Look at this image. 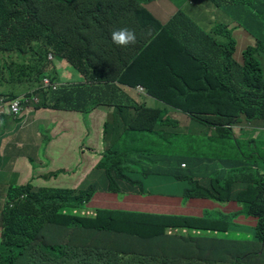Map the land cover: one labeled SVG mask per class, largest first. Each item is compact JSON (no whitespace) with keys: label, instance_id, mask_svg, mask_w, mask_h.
Wrapping results in <instances>:
<instances>
[{"label":"trees","instance_id":"obj_1","mask_svg":"<svg viewBox=\"0 0 264 264\" xmlns=\"http://www.w3.org/2000/svg\"><path fill=\"white\" fill-rule=\"evenodd\" d=\"M147 1L0 0V95L28 82L40 96L38 109L89 114L107 106L127 124L112 141L110 115L105 149L91 153L99 162L75 184L51 188L11 177L0 208V264H264V150H256L264 142L249 129L237 132L238 144L233 134L241 124L264 128V0L249 1L247 12L242 3L235 7L237 27L254 41L241 61L231 57L234 41L225 31L232 21L218 27L224 41L217 42L209 30L181 22V11L162 24ZM122 28L136 43H113ZM5 66L17 76L9 79ZM41 78L65 83L47 92ZM171 112L215 128L207 152L206 141L185 137ZM187 158L189 179L180 166ZM230 186L237 191L226 197ZM135 187L182 204L224 207L232 198L239 206L175 215L93 200L103 190L124 200ZM250 230L256 242L226 240Z\"/></svg>","mask_w":264,"mask_h":264},{"label":"rangeland","instance_id":"obj_2","mask_svg":"<svg viewBox=\"0 0 264 264\" xmlns=\"http://www.w3.org/2000/svg\"><path fill=\"white\" fill-rule=\"evenodd\" d=\"M178 5L180 9L184 10L180 16L181 22L194 24L201 31L209 30L212 33H215L218 27L223 26L224 22L230 23L235 12V8L231 0H180L178 1ZM219 7L224 8L219 9ZM238 36L244 42V45L241 47L245 49L246 47L251 46L252 43L249 40L247 34L241 29L238 30ZM239 57L240 55L238 54L237 58ZM47 60H52L56 64L55 59H50V55H48ZM0 63L4 64V62L1 61ZM262 64L264 66V62H262ZM3 68L9 79L17 76L18 74V71L15 67L9 68L8 66H5ZM78 79L83 81V78L81 77H78ZM151 105L155 106L156 103L152 101ZM96 110L100 111L101 113H111V111H113V114L116 115V120L114 122V127L108 130V134L110 135L112 141L120 139L127 124L122 119H120L122 116L118 112V109H108L107 106H104ZM2 111L3 110L1 108L0 113H2ZM7 114L9 115L8 111ZM178 114L183 125V116L180 115V113L171 112V115L174 116H177ZM128 115L132 117L134 115V111H129ZM38 118L39 124L37 126V135L38 133L40 136L42 134V144L40 147H37L36 142L33 140L31 154L35 157L40 168H38L36 171H30L28 175V171L23 163V160H20L27 152V147L25 146L27 141H24L23 145L18 148H7L4 161H6L9 165H12L15 160H20L14 162L15 164L13 168L19 172L21 177L19 178L17 171H14L12 172L13 181L18 179V184L24 183V181L25 183L32 181L33 183L36 182L39 185L50 186L51 188H64L66 184L74 183L79 177V174L82 171L88 169L91 163L94 162L93 164H95L96 162H99V158H97L95 161V157L91 155L90 149H93L92 153L101 155V151L105 149L104 138L97 141L87 142L82 149L80 146L82 140L79 139V141L76 142L75 139L71 137L70 143L63 153L61 152V147L60 144H58V140L64 137L67 132L75 128L79 123L90 121L92 127L96 128L102 122V116H97L96 113H94L92 116H89V114H76L74 112L67 113L64 111H40ZM53 124H55L54 127L51 126ZM41 125H44L45 127L42 128L40 127ZM248 127L255 130L253 133L254 139H264V130L260 121L249 124ZM241 128L242 126L239 125L234 126V130L236 132H238ZM54 137L58 139L54 140ZM2 155H4V153H2ZM68 155L70 156V159L67 160L65 156ZM55 172L57 173L55 177L45 178L46 176H50ZM10 179V171H2L0 176V208L3 205L2 201L4 192L6 189H9L11 183ZM95 198L108 201L116 200L115 194L109 192L97 193ZM140 203H147L151 205V196L148 195L143 197L140 200ZM188 205L189 201L185 203V210H187ZM150 212L162 213L163 210L159 207L151 205ZM253 236L254 230H250L249 232H241L237 237H229L227 239L250 240L253 238Z\"/></svg>","mask_w":264,"mask_h":264},{"label":"clouds","instance_id":"obj_3","mask_svg":"<svg viewBox=\"0 0 264 264\" xmlns=\"http://www.w3.org/2000/svg\"><path fill=\"white\" fill-rule=\"evenodd\" d=\"M178 1H180V0H178ZM249 1L255 2L256 0H234V2H233L235 4L234 8L237 5H240V3H242L246 12H247V9L249 8ZM180 11L182 12L184 10L180 9V7H179V9L175 15H177ZM234 14H236V11L234 12ZM171 19L169 20V22L171 21ZM232 19H233V22H231L230 25L226 24L227 28H225V31L229 34V37L234 41V51H233L231 57H234V59H239L241 61L242 53L244 52L245 49L243 47H241L244 45V42H243V40H241L239 38L238 30L241 29L243 32H245L247 34L248 37H250V36L245 30L237 27V20L236 19H234V18H232ZM169 22L162 23V24L167 25ZM223 24H225V23H223ZM217 31H218V29L215 32H217ZM207 34H210L214 38V40L217 42L224 41V38L221 35H217V34L212 33L210 31H208ZM237 38H239V39H237ZM112 41H113V43H115L118 46L128 47L129 45L136 43V36L132 31H130L126 28H122V29H118L112 33ZM252 45H254L253 40H252L251 46ZM239 46H240V48H239ZM238 54L240 55L239 58H237ZM50 59H54L52 57V55H50ZM49 61L51 63L53 62L52 60H49ZM55 62H57V61L55 60ZM82 78H83V76H82ZM45 80H48L47 85L44 82ZM39 83H40L41 89L48 92V91H57L61 86H63L61 83H65V82L62 80V82L60 83L58 81H53L52 78L51 79L41 78ZM20 87H23L24 89L18 90ZM137 89L139 90L140 93L145 91L144 88H142V87H138ZM40 100H41L40 96L34 92L33 85L31 83L24 82V83L18 84L16 88L11 87L7 92H5L4 95H0V109L2 108V110H3L2 113H0V118L8 117L11 120H13V122L15 124V130H16L17 135L25 134L27 132L28 133H34V132H36L37 126L39 124L38 114L40 113V111H46V112H57L58 111V110L38 109L37 105L40 103ZM107 108L109 109V107H107ZM95 110L96 109H93V111L91 113H93ZM7 111L9 112V115L7 114ZM64 112L70 113L72 111H64ZM74 113L82 114V113H78V112H74ZM91 113H89V116ZM36 114H37V117H35ZM111 114H113V111H111V113H108V117L105 119L104 123L101 125H98L96 128L92 127L90 121L89 122L87 121L84 123H79L75 128L70 130L71 133L68 134L65 141H60L61 147H64L66 149L70 143L71 137H73L76 142H78L79 139L82 140V142L80 143V145H82V143H83V147H81L82 149L84 148L86 143L89 142L90 140L91 141H97L98 137H100L101 139L104 138V136L106 135L105 134L106 122H108L110 120ZM180 115L183 116L182 122H183L184 132H186L185 137H193L194 139L199 138V140L206 141L205 143H206V152H207L208 148H209L208 141L214 135L215 128L206 127V126L201 125L199 123V120L195 119L190 114L182 112V114H180ZM51 126L54 127V125H51ZM241 126H242L241 131L245 130V129H249V131H250L249 133L251 135L250 137L252 139H254L253 133L255 132V130L253 128L245 126V124H241ZM263 130H264V128H263ZM96 134H98V135H96ZM233 134H234V139L236 140V142H237V140L239 141L240 133L237 134V132L234 130V128H233ZM2 139H3V135H0V142H2ZM254 140L258 141V142H264V139H254ZM21 141L24 142L25 139H22ZM39 143H40V145L42 144V138L39 141ZM237 144H238V142H237ZM256 150H264V145H262V144L258 145ZM90 151H93V149H90ZM102 151H104V149ZM197 157H199V156H197ZM180 159H181L180 156L176 157L178 164H179ZM192 159L193 158H187L186 161H183L180 164V166L186 172L188 179H189V174H190V161ZM95 160H96V158H95ZM60 171H63V170H60ZM263 178H264V176H263ZM77 180L78 179H76V181ZM76 181L74 183H76ZM74 183L66 184V186H70ZM148 188H151V177L148 181ZM236 191H237L236 186L235 187L230 186L227 189V193H226L227 196L226 197L234 194ZM100 192H106V191H104V190L103 191H97L93 197V200L96 197L97 193H100ZM133 195L145 197V196H148L149 194L142 193V190L139 187H135V193H133ZM115 196L118 197L117 194H115ZM228 200H230L229 202L236 203V200H234L232 198H230ZM175 215H183V214H175ZM1 231H2V229L0 227V242L2 239ZM237 236H239V235H237ZM237 236H233V237H237ZM226 238H229V237H226ZM226 240H227V242H248L249 241V240H231V239H226ZM250 240H253L254 242H256V230L254 231L253 238ZM259 247L261 248V250L264 254V245L263 244L259 245Z\"/></svg>","mask_w":264,"mask_h":264},{"label":"crops","instance_id":"obj_4","mask_svg":"<svg viewBox=\"0 0 264 264\" xmlns=\"http://www.w3.org/2000/svg\"><path fill=\"white\" fill-rule=\"evenodd\" d=\"M231 1H232V3L234 2V0H231ZM233 5L235 6L234 3H233ZM145 6L152 12V14L155 17L160 19L162 21V23L169 22V20L177 13V11L179 9L178 0H151V1H147ZM223 8L224 7H219V9H223ZM221 11H223V10H221ZM232 22H233V19H232ZM248 38L252 43L251 38L250 37H248ZM64 77L66 79H69V77L66 75H64ZM11 87H14V86H10L4 91L7 92ZM22 89H24V88L20 87L18 90H22ZM94 113H96L97 116L103 117V120L99 125L103 124L105 119L108 117V113H101L98 110H95L93 113L90 114V116H92ZM37 114L35 115V117H37ZM53 125L55 126V124H53ZM40 127H39V129H40ZM37 132H38V130L36 129V132H34V133H28L27 132L25 134L17 135L16 130H15V124H14L13 120H11L8 117L0 118V135H3L2 142H0V157L1 156L6 157L5 154H6L7 148H18V147L22 146L24 142H22L21 140L25 139V141H27L25 144V146L27 147V152L23 155L22 159H20V160H23V163H24V165L28 171V175H29L30 171H36L38 168H40V166L37 163L35 157L31 154V150L33 148V140L36 142V146L40 147L39 141L41 140V138H43L42 134H41V136L39 135V133L37 135ZM69 133H71V132L70 131L67 132V134L64 137H62L60 140H58V144H60V141H65ZM33 136H36V137H33ZM56 139H58V138L54 137V140H56ZM100 139L101 138L98 137V140H100ZM89 142H92V141L90 140ZM80 146L83 147V143ZM60 147H61V145H60ZM61 151L62 152L65 151V148L61 147ZM90 152L92 153V151H90ZM2 153H4V155H2ZM65 158L68 160V159H70V156L69 155L65 156ZM20 160H15V161H20ZM14 162L12 165H9L6 162L4 166H3V162H1L0 163V176H1L2 171L6 170V171H10V174L12 177L13 176L12 172L17 171L16 169L13 168V166L15 164ZM93 163H91V165L89 166L88 169L82 171L79 174V177L77 178L78 180L81 178V176L83 174L87 173L90 170L91 166H93ZM17 173L19 174L18 171H17ZM20 177H21V175L19 174V178ZM152 187H153V185H152V180H151V189H152ZM142 198L143 197H140V196L130 195V196L125 197L124 200H119L118 197L116 196L115 201H108V200H102V199L94 198V202H96L98 204L107 203V202L119 204L122 202L125 205H128L130 209H137V204L145 205V206H148L149 208L152 205V206L159 207L160 209H162L163 210L162 213H164V211L169 210L170 212H172L174 214H188V215H199L202 213L203 209H208L211 211L214 210L215 208H219L222 211H225L226 209H230V211L238 210L236 203H234V202H229L224 207H218V206L210 204L206 201H189V205L187 206V210H185V204H182V203H180V201H177V200H171V199H167V198H156V197L151 196V205H150L147 203H140V200ZM156 205H161V206H156ZM238 219L240 220V222H242L244 224H249V221H250L248 218L247 219L242 218L241 215L239 216ZM251 224H253L252 221H251Z\"/></svg>","mask_w":264,"mask_h":264},{"label":"built area","instance_id":"obj_5","mask_svg":"<svg viewBox=\"0 0 264 264\" xmlns=\"http://www.w3.org/2000/svg\"><path fill=\"white\" fill-rule=\"evenodd\" d=\"M44 82H45L46 85L48 84V80H45Z\"/></svg>","mask_w":264,"mask_h":264}]
</instances>
